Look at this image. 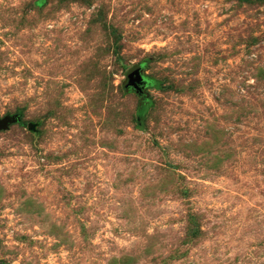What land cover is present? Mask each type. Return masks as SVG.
Segmentation results:
<instances>
[{
	"label": "rangeland",
	"instance_id": "374dc122",
	"mask_svg": "<svg viewBox=\"0 0 264 264\" xmlns=\"http://www.w3.org/2000/svg\"><path fill=\"white\" fill-rule=\"evenodd\" d=\"M6 115L0 264H264V0H0Z\"/></svg>",
	"mask_w": 264,
	"mask_h": 264
},
{
	"label": "water",
	"instance_id": "95a60500",
	"mask_svg": "<svg viewBox=\"0 0 264 264\" xmlns=\"http://www.w3.org/2000/svg\"><path fill=\"white\" fill-rule=\"evenodd\" d=\"M147 80L141 74V66H134L126 73L125 88L133 91L137 95L143 96V90L146 86ZM18 121L17 115H6L0 118V131L6 130L9 125Z\"/></svg>",
	"mask_w": 264,
	"mask_h": 264
},
{
	"label": "trees",
	"instance_id": "16d2710c",
	"mask_svg": "<svg viewBox=\"0 0 264 264\" xmlns=\"http://www.w3.org/2000/svg\"><path fill=\"white\" fill-rule=\"evenodd\" d=\"M147 80V83H146V87H152L154 86V83L149 80V79H146ZM133 92V91H132ZM140 96V95H139ZM147 107V98H145V96H140V105H139V109H138V112L140 114H143L145 109Z\"/></svg>",
	"mask_w": 264,
	"mask_h": 264
}]
</instances>
